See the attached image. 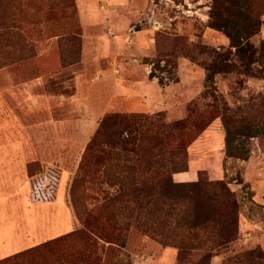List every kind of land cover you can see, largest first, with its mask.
<instances>
[{
	"label": "rangeland",
	"instance_id": "rangeland-1",
	"mask_svg": "<svg viewBox=\"0 0 264 264\" xmlns=\"http://www.w3.org/2000/svg\"><path fill=\"white\" fill-rule=\"evenodd\" d=\"M214 2L0 0V180L18 189L1 230L27 253L16 264H264V0H249L248 66L213 28ZM244 127L259 131L250 157L230 158L226 129ZM184 170L237 201L228 247H175L154 202L197 182L177 183Z\"/></svg>",
	"mask_w": 264,
	"mask_h": 264
},
{
	"label": "trees",
	"instance_id": "trees-1",
	"mask_svg": "<svg viewBox=\"0 0 264 264\" xmlns=\"http://www.w3.org/2000/svg\"><path fill=\"white\" fill-rule=\"evenodd\" d=\"M214 1L212 19L215 20V23L213 28L225 33L239 57L246 61L247 66L251 65L255 58V51L249 42L252 36L249 31L253 25V19L248 13L249 0H225L228 6L225 4L226 10L224 12L222 11L223 7H220L219 4L221 0ZM231 10H235L238 15L236 18L225 17L226 14H232ZM223 14H225V18H223ZM220 58H223V56H220L219 60L208 68L206 81L209 88L216 75L222 70L223 63ZM257 134H259V131L252 130L250 127L241 129L227 128L225 138L227 156L247 160L250 157V149L246 145V139L252 138ZM53 171L60 174L59 171L53 168L48 170L51 173ZM182 172H187V170L177 171L175 174ZM200 176L201 174H199V178ZM54 177H57V174ZM237 184L241 185L243 189L250 188V185L245 183L242 178H239ZM169 193H164L165 195H163L159 191V198L154 203L155 206L159 205L167 208L168 212L165 214L166 222L172 220L174 224L172 226L167 223L176 248L185 251L195 249L194 245L195 247L205 248L208 251H215L228 247L239 237L238 203L232 199V193L225 183H211L200 178L196 183L189 186L178 185L177 189ZM33 194L39 200L50 201L51 198L40 194L38 190H34ZM167 194L171 200L170 202L164 199ZM207 194L210 195V198H208L211 205L210 210L201 212L198 209H194L192 206L194 201L207 197ZM180 229L184 230L185 233L183 235L176 233ZM26 257L27 253H19L1 260L0 264H16Z\"/></svg>",
	"mask_w": 264,
	"mask_h": 264
},
{
	"label": "crops",
	"instance_id": "crops-1",
	"mask_svg": "<svg viewBox=\"0 0 264 264\" xmlns=\"http://www.w3.org/2000/svg\"><path fill=\"white\" fill-rule=\"evenodd\" d=\"M91 9V8H90ZM90 11V10H89ZM97 19L95 18L94 15H90V16H85L83 17V24L84 26H87L89 25V22H93V21H96ZM188 172V171H187ZM187 172H182V173H177L175 174L174 176V179L177 183H186V182H195L197 181L198 179V173H196V178L193 179L192 177V180H178L180 179L182 176L181 174H184V173H187ZM10 181L11 180H0V261L3 260V259H6L8 257H11L12 255H16V254H19V250L16 251V248H17V245L15 242L12 241L11 238H9L8 236H11V234H3L2 230H1V225H2V207H3V201L5 200H9V198L15 194L18 189L16 190H9V191H6V192H3L2 191V185H5L6 184H10ZM4 252V253H1V252Z\"/></svg>",
	"mask_w": 264,
	"mask_h": 264
}]
</instances>
